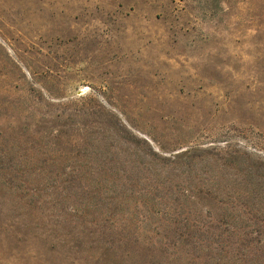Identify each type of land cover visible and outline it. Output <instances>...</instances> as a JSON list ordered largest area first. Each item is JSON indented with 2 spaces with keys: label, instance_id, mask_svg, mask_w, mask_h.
<instances>
[{
  "label": "rangeland",
  "instance_id": "rangeland-1",
  "mask_svg": "<svg viewBox=\"0 0 264 264\" xmlns=\"http://www.w3.org/2000/svg\"><path fill=\"white\" fill-rule=\"evenodd\" d=\"M0 264H264V0H0Z\"/></svg>",
  "mask_w": 264,
  "mask_h": 264
}]
</instances>
